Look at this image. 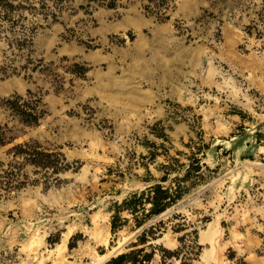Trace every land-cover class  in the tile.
Here are the masks:
<instances>
[{
    "label": "rangeland",
    "instance_id": "1",
    "mask_svg": "<svg viewBox=\"0 0 264 264\" xmlns=\"http://www.w3.org/2000/svg\"><path fill=\"white\" fill-rule=\"evenodd\" d=\"M112 1L65 0L55 20L36 13L53 2L33 1L0 19V122L13 136L0 147V264H106L127 251L141 229L127 211L116 234L111 221L148 171L162 175L163 155L141 158L148 143L179 156L200 137L211 171L147 223L164 222L149 243L177 250L197 230L192 264H264V0H170L165 19L148 0ZM28 90L42 97L39 125L1 106ZM24 142L70 168L45 180L12 151Z\"/></svg>",
    "mask_w": 264,
    "mask_h": 264
},
{
    "label": "trees",
    "instance_id": "2",
    "mask_svg": "<svg viewBox=\"0 0 264 264\" xmlns=\"http://www.w3.org/2000/svg\"><path fill=\"white\" fill-rule=\"evenodd\" d=\"M33 1H38L41 9H45V7L49 9L50 1L53 2L56 11L36 13L44 15L45 19L52 16L55 20L57 13L63 9L65 0H0V19L15 18V15H18L16 13L17 9H26L28 8L26 3H33ZM93 1L100 2V0ZM148 1L152 4L146 6L150 12L160 14V19L167 18L162 11L168 8L170 0ZM108 6H115L114 1L111 0ZM33 8L35 9L36 7ZM41 105L42 97H35L30 90H28L26 96L15 95L4 98L1 101V106L9 114L8 116L28 126L39 125L40 121L45 117L46 110L41 108ZM11 132L8 122H0V147L7 145L13 140ZM156 134L164 140L168 137L165 133ZM198 139L199 143L191 138L190 143L186 144L190 152L177 151L179 156L169 155L167 149H163L165 150L164 152H159L155 143H148V155H141V158H149V160L154 161L157 156L163 155L165 162L159 164V170L162 175L159 178H153L150 171H148V177L143 179L146 183L145 187L130 193L121 204L114 206L115 213L111 221L113 234H116L130 221L129 218L121 217V213L124 211L131 215L134 227L141 229V231L137 234L136 241L129 244L127 251L111 257L106 264H154L157 252L160 253V264H168V260L173 257L180 258V264H192V260L200 254L202 245L198 242L197 230L192 232L191 237L192 235L194 236L189 239V245L186 243V237L188 236H182L179 238L181 247L177 250H171L163 245L158 247L153 245V243H149L150 238L157 239V233L163 227L164 222L161 220L147 226L150 220L177 205L186 194L206 180V171H211L210 167L204 162L205 152L209 149V145L203 142L202 137ZM161 146L165 148L164 143ZM12 151L15 152V156H21L26 162H30L43 170V177L47 181L51 180L54 175L70 168V163L63 153L42 149L38 143H19L12 148ZM183 156L187 159V162H182L181 157ZM54 179L58 180V177L55 176ZM22 184L24 183H20L19 186ZM177 216L181 217V215ZM237 264L247 263L241 260Z\"/></svg>",
    "mask_w": 264,
    "mask_h": 264
},
{
    "label": "water",
    "instance_id": "3",
    "mask_svg": "<svg viewBox=\"0 0 264 264\" xmlns=\"http://www.w3.org/2000/svg\"><path fill=\"white\" fill-rule=\"evenodd\" d=\"M119 253H121V252L116 251V252H114L113 256H116V255L119 254ZM113 256H112V257H113Z\"/></svg>",
    "mask_w": 264,
    "mask_h": 264
}]
</instances>
